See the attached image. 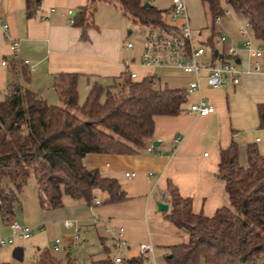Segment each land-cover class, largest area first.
<instances>
[{
  "label": "crops",
  "instance_id": "obj_1",
  "mask_svg": "<svg viewBox=\"0 0 264 264\" xmlns=\"http://www.w3.org/2000/svg\"><path fill=\"white\" fill-rule=\"evenodd\" d=\"M186 1L191 26L193 30L199 29L203 20L191 0ZM100 3L117 10L113 3L97 4ZM170 3L171 0H153L151 6L166 11ZM89 4L90 0H41L35 15L26 18L24 0H0V101L13 85H17L31 88L50 105H58L53 83L54 76L59 73L80 75L78 94L81 99L82 90L88 93L94 82L111 85L113 78H127L125 64L130 61H134L132 70L138 73V80L156 77L161 89L185 90L196 79L175 69L154 70L140 66V51L136 54L132 52L133 47H126L130 42L123 43L121 29L110 31L95 24L97 8L91 20L94 26L83 39L81 30L70 22V18ZM231 15L234 26L222 19L226 42L218 43L215 38L218 63L227 60L226 51L232 47L238 50L240 69L245 70L258 62L264 70V57L251 59L243 49L244 40L238 28L245 21L233 12ZM3 24L7 26L5 31ZM12 41L18 44L19 58L16 61L9 55ZM253 45L264 48V44L254 38ZM4 60L7 61L6 66L1 65ZM24 60L34 66L32 72L23 65ZM13 62H18L16 68H13ZM24 72L29 77V84L24 81ZM200 99L213 105L215 112L207 117L188 114L189 104ZM259 106H264V73H243L238 85L227 82L216 90L201 81L199 90L186 97L185 112L154 118L153 135L145 141L143 149L131 155H87L83 160L86 169H96L102 177L115 179L121 185L127 196V200L121 203L103 204L106 194L97 192L96 200L101 202L99 206L63 196L61 208L43 209L36 183L29 179L19 194L20 206L10 220L30 227L31 237L26 241L15 239L12 244L0 247V264H34L40 253L49 251L46 247L41 249L37 240L32 239L33 232L44 231L45 226L51 231L71 232L60 241L59 250L62 247L65 252L63 257H55L60 261L69 257L75 264H91L109 256L135 259L137 264H167L170 248L188 240L182 230L165 219L170 211L167 184L170 182L181 197L190 199L194 214L210 217L217 208L227 206L223 183L216 175L219 150L235 142L240 163L248 145L255 144L260 152L264 150V117L258 112ZM176 136L180 138L177 146L173 144ZM257 138L260 141L256 144ZM148 147L154 149V154L147 152ZM158 203L166 204L167 211H159ZM9 222L1 219L0 237L11 236ZM65 222L70 225L66 227ZM120 228L127 245L118 250L114 248L113 237ZM76 230L80 239L74 242ZM145 243L153 246V252L140 256L139 245ZM103 248L109 251L108 255L101 254ZM77 249L81 250L84 260H80Z\"/></svg>",
  "mask_w": 264,
  "mask_h": 264
},
{
  "label": "trees",
  "instance_id": "obj_2",
  "mask_svg": "<svg viewBox=\"0 0 264 264\" xmlns=\"http://www.w3.org/2000/svg\"><path fill=\"white\" fill-rule=\"evenodd\" d=\"M212 20L205 45L217 50L216 17H224L223 3L246 21L253 38L264 44V0H200ZM26 18H32L41 0H24ZM99 2L113 3L125 17L140 24H161L163 11L145 7L143 0H90L72 18L87 38ZM219 56V54H218ZM223 60V59H222ZM18 62H13L16 68ZM25 66V65H24ZM24 81L30 80L23 73ZM80 75L59 73L53 89L59 100L50 105L29 87L13 85L0 101V217L9 222L20 206L19 194L33 177L43 209L63 206V196L94 205L96 193L106 194L103 204L121 203L127 196L117 180L105 178L83 164L89 154L131 155L143 149L154 132L156 116H177L186 110L183 89L159 88L157 78L129 81L113 78L111 85L94 82L79 104ZM264 117V106L258 107ZM246 165L240 163L238 145L219 150L217 177L223 183L228 205L212 216L194 214L189 198L167 184L170 211L165 219L188 234V240L170 248L167 264H258L264 255V156L255 144L245 149ZM107 249L102 250L108 255ZM107 256L91 264H137ZM34 264H75L67 257L57 260L47 250Z\"/></svg>",
  "mask_w": 264,
  "mask_h": 264
},
{
  "label": "built area",
  "instance_id": "obj_3",
  "mask_svg": "<svg viewBox=\"0 0 264 264\" xmlns=\"http://www.w3.org/2000/svg\"><path fill=\"white\" fill-rule=\"evenodd\" d=\"M143 1L151 4L153 0ZM221 8L224 11V16L232 13L223 3L221 4ZM222 18L223 17H216L214 19V25L216 28H219L217 42L224 44L226 42V36L222 30ZM70 22H72V18H70ZM161 22L162 23L159 25L141 24L146 32L140 49L139 65L154 70L175 69L185 74L195 76L196 79L190 82L185 89L186 97L199 90L201 81L209 88L216 90L223 87L227 82H230L233 86L238 85L243 73H264V70L258 62L249 65L245 70L240 69L236 62L238 50L232 47L226 51L227 60L218 63V51L216 50L217 54L215 55L214 52L205 45L204 40L198 43L193 38V29L188 16L186 0H171L170 7L161 14ZM2 28L5 31L7 26L3 24ZM238 33L244 40L243 49L247 52L249 58L255 59L264 57V48L254 47L250 38L252 34L251 28L246 21L239 26ZM126 47L130 49L133 45L127 43ZM9 50L11 60H18L19 49L17 42L12 41L9 45ZM22 63L28 67L30 72L34 70V66L31 65L29 61L24 60ZM1 65L6 66L7 61L4 60ZM133 65L134 61L125 64V74L129 81H136L139 79L138 73L132 70ZM214 112L215 109L213 105L205 99L192 102L187 108L188 114L200 117H207ZM233 138L235 139L236 135H234ZM259 141L260 138H257L255 143L257 144ZM179 142L180 138L176 136L173 139V144L177 146ZM146 150L148 153L154 154V149L152 147H148ZM174 151L175 148L172 154ZM261 154L264 156V150ZM164 198L165 196H163V199ZM99 205H101V202L95 200L94 206ZM8 225L12 234L9 237H0V247L12 244L15 239L26 241L31 237L30 227L22 226L16 221H10ZM69 225L68 222H65L66 227ZM79 239V233L78 230H76L73 234V241L77 242ZM113 242L114 248L118 250L127 245L122 228H120L119 232L113 237ZM59 246L60 240L57 239L52 244L53 251L57 252ZM152 252L153 246L151 244L145 243L139 245L140 256H145ZM113 259L115 263L121 261L120 257H114Z\"/></svg>",
  "mask_w": 264,
  "mask_h": 264
},
{
  "label": "rangeland",
  "instance_id": "obj_4",
  "mask_svg": "<svg viewBox=\"0 0 264 264\" xmlns=\"http://www.w3.org/2000/svg\"><path fill=\"white\" fill-rule=\"evenodd\" d=\"M191 2H192V5L195 7L197 14H199L203 20L202 27H200L199 29H196V30H192L193 38L195 39L196 42L199 43V41L201 42V41L205 40V38H207L210 35V28L212 25V20H211V17L209 15V12H208L206 6L202 5L200 0H191ZM96 8H97V10H96L95 16H94L95 24L99 28H103L105 30L117 29V28L121 29L123 36H124L123 37V40H124L123 43H126L129 41L133 45V48H134L132 50V52L137 54L141 49L143 37H144V34L146 32L145 28L138 22V20L136 18L123 16L121 14V12H119L118 7L116 10V9H113V7L110 5L100 3V4H97ZM189 19H190V17H189ZM222 19H223V22H226V24L231 25V26L235 22L233 19V16L231 14L224 16ZM190 24H191V22H190ZM129 32H131V34H128ZM199 33H200V35H198ZM109 34H111V33H109ZM250 38L253 42L252 34L250 35ZM218 48L220 49V46H218ZM121 50L124 52L125 49L122 48ZM255 59H257V58H255ZM86 93H87V91L83 92V90H82L81 99L78 100L80 105L83 104V102L85 101V98L87 96ZM241 164L243 166L246 165L245 156L241 157ZM30 179H33V177H30ZM227 204H228V202H226V205ZM10 221H16V220H10ZM0 225H1V219H0ZM183 232L188 236V234L185 231H183ZM65 234L69 235V234H71V232L51 231L47 228V226H45L44 231H34L32 239L37 240V242L39 243L38 246L41 249L46 247L54 255V257L61 258V257H63V255L65 253L64 249H62V247H61V249L59 251L54 252L51 248V245L57 239L60 241L63 240V236H65ZM94 240L96 241L97 239H94ZM93 244H94V241H93ZM93 249H94V247H93ZM81 253H82L81 250L77 249V254L80 256V260L81 259L84 260L85 258L83 257V254H81ZM258 264H264V255H262L258 259Z\"/></svg>",
  "mask_w": 264,
  "mask_h": 264
},
{
  "label": "water",
  "instance_id": "obj_5",
  "mask_svg": "<svg viewBox=\"0 0 264 264\" xmlns=\"http://www.w3.org/2000/svg\"><path fill=\"white\" fill-rule=\"evenodd\" d=\"M145 7H150V4L146 3L145 4ZM214 54L215 55L217 54V51L216 50L214 51ZM236 62L238 63V60H236ZM157 207H158V210L161 211V212H166L167 211V205L166 204L158 203L157 204Z\"/></svg>",
  "mask_w": 264,
  "mask_h": 264
}]
</instances>
